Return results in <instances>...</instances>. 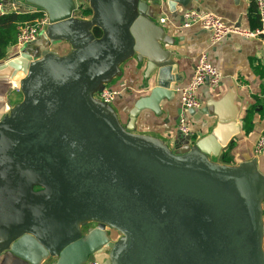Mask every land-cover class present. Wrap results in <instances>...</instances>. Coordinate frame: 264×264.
<instances>
[{"label": "water", "instance_id": "1", "mask_svg": "<svg viewBox=\"0 0 264 264\" xmlns=\"http://www.w3.org/2000/svg\"><path fill=\"white\" fill-rule=\"evenodd\" d=\"M23 1L49 24L0 62V255L27 259L20 250L29 238L54 264H85L102 252L104 264H264L258 157L214 160L223 146L215 134L173 147L133 132L95 97L136 57L150 90L134 112H159L173 98L178 54L165 48L174 41L149 11L163 0H86L89 19L76 15L77 0ZM167 1L173 13L191 3ZM63 42L71 50L59 54ZM16 90L22 99L11 105ZM191 187L222 202L234 223L224 235L200 201L187 205Z\"/></svg>", "mask_w": 264, "mask_h": 264}, {"label": "crops", "instance_id": "2", "mask_svg": "<svg viewBox=\"0 0 264 264\" xmlns=\"http://www.w3.org/2000/svg\"><path fill=\"white\" fill-rule=\"evenodd\" d=\"M3 3V0H1ZM152 2V1H151ZM189 7L179 6L171 12L167 0L161 5L151 3L150 13L162 25L174 41L164 44L166 49H173L178 55L176 74L182 81L176 84L175 95L170 100L164 99L159 112L143 109L134 112L135 104L149 95L150 88L145 85V64H140L136 57L122 64V75L107 87L120 90L112 103L124 126L136 133L159 137L173 147L186 144V137L178 130L181 113L180 95L177 88L186 85L193 77L195 64L202 52L216 65L222 75V82L217 87L203 86L198 91L202 103L197 110L187 113L193 130V139H200L215 134L223 144L218 157L214 160L225 164H238L243 160L258 157L260 170L264 172V153L257 154L256 146L264 133V38L245 39L232 34L218 44H211L210 31L200 27L182 26L183 14L188 9L213 12L227 23L241 28L253 29L259 24V15L253 0H191ZM79 6L76 15L85 19L92 16V9L86 0H77ZM33 14V13H31ZM168 18L165 23L161 18ZM45 31V30H44ZM23 46H11L5 59L19 54ZM59 54L71 50L67 42L55 48ZM18 73L14 79L23 78ZM98 93V92H97ZM95 94V97L97 96ZM19 91H14L16 99ZM21 95V94H20ZM29 238L21 243L20 258L11 252L0 255V264H54L55 259L30 246Z\"/></svg>", "mask_w": 264, "mask_h": 264}, {"label": "built area", "instance_id": "3", "mask_svg": "<svg viewBox=\"0 0 264 264\" xmlns=\"http://www.w3.org/2000/svg\"><path fill=\"white\" fill-rule=\"evenodd\" d=\"M253 1L256 4L259 15V24L253 29L229 24L213 12L196 9H188L184 12L182 26L185 28L200 26L210 31V42L213 45L222 42V40L232 34L239 35L245 39L264 38V0ZM7 13L0 0V16ZM31 13L37 14L36 18L18 24L17 41L15 44L17 46H24L36 41L49 24V16L44 10L39 8L38 11H32ZM167 19L163 17L160 21L165 23ZM222 78L223 75L220 69L212 63L206 52H202L195 64L192 79L186 85L177 88L181 103L178 130L182 135H193L187 113L189 110H197L201 107L202 103L198 97L199 89L206 85L212 88L217 87L222 82ZM119 94L120 90L106 87L104 90L98 92L96 97L105 103L112 104ZM256 153H264V133L257 143ZM85 264H104V262L103 259L97 257Z\"/></svg>", "mask_w": 264, "mask_h": 264}, {"label": "rangeland", "instance_id": "4", "mask_svg": "<svg viewBox=\"0 0 264 264\" xmlns=\"http://www.w3.org/2000/svg\"><path fill=\"white\" fill-rule=\"evenodd\" d=\"M3 5L5 10L9 12H20V13H31L32 11H38L39 8L29 5L25 3L23 0H3ZM34 7V9H33ZM41 34L39 35V37ZM29 44V43H28ZM23 46L25 48L26 45ZM27 47V46H26ZM19 92V95L17 96L16 99L12 98L11 103L15 104L22 99V95ZM177 189V188H176ZM191 190V196L185 199V202L187 205L193 206L195 201H200L202 204V211H206L208 214L212 215L214 217V224L213 228L216 234L224 235L225 233V227H231L233 226L234 223H232V219H228L226 223V218L225 214L222 209L219 208V205H221L222 202H218L216 204V198L209 196L208 194L199 192L197 189L194 187L190 188ZM195 210V209H193ZM100 259H103L102 257H98Z\"/></svg>", "mask_w": 264, "mask_h": 264}, {"label": "trees", "instance_id": "5", "mask_svg": "<svg viewBox=\"0 0 264 264\" xmlns=\"http://www.w3.org/2000/svg\"><path fill=\"white\" fill-rule=\"evenodd\" d=\"M37 14L9 12L0 16V60L5 59L11 46L16 44L18 24L23 21L33 20ZM96 36H101L102 31L99 28L94 29Z\"/></svg>", "mask_w": 264, "mask_h": 264}, {"label": "flooded vegetation", "instance_id": "6", "mask_svg": "<svg viewBox=\"0 0 264 264\" xmlns=\"http://www.w3.org/2000/svg\"><path fill=\"white\" fill-rule=\"evenodd\" d=\"M16 104V103H15ZM15 104H12L11 103V105H15ZM95 226H97V224H95V223H92V224H90V227H95ZM110 232H111V236H112V238L114 239V240H117L118 238H120L121 237V234H119L117 231H113L112 229L110 230ZM107 255V252H102L101 254H99L97 257H102V258H104L105 256Z\"/></svg>", "mask_w": 264, "mask_h": 264}, {"label": "bare ground", "instance_id": "7", "mask_svg": "<svg viewBox=\"0 0 264 264\" xmlns=\"http://www.w3.org/2000/svg\"><path fill=\"white\" fill-rule=\"evenodd\" d=\"M33 9H34V7H33Z\"/></svg>", "mask_w": 264, "mask_h": 264}]
</instances>
